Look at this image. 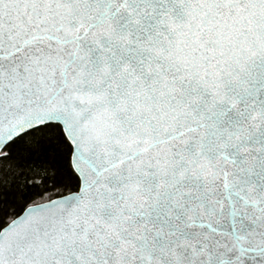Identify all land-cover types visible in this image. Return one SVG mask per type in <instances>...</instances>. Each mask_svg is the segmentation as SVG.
Returning a JSON list of instances; mask_svg holds the SVG:
<instances>
[{
  "label": "snow or ice",
  "instance_id": "6c2138e0",
  "mask_svg": "<svg viewBox=\"0 0 264 264\" xmlns=\"http://www.w3.org/2000/svg\"><path fill=\"white\" fill-rule=\"evenodd\" d=\"M0 264H264V0H0Z\"/></svg>",
  "mask_w": 264,
  "mask_h": 264
}]
</instances>
